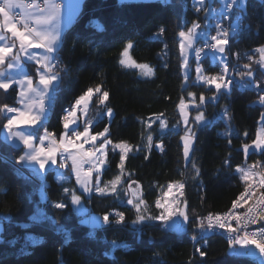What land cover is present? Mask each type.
I'll use <instances>...</instances> for the list:
<instances>
[{"label":"trees","instance_id":"1","mask_svg":"<svg viewBox=\"0 0 264 264\" xmlns=\"http://www.w3.org/2000/svg\"><path fill=\"white\" fill-rule=\"evenodd\" d=\"M196 7L195 0H85L55 54V71L62 79L48 105L44 127L61 135L65 130L63 117L76 98L99 85L109 93V99L103 106L99 95L93 97L88 115V120L94 121L91 132L96 134L107 127L111 141H127L133 150L124 160L123 175L119 167L122 154L109 151L103 184L120 176L116 193L82 195L90 214L109 215L108 223L92 226L82 221L71 194L64 192L68 188L80 193L70 168L63 172L66 178L60 182L57 170L36 181L17 166L23 150L3 141L1 133L8 117L0 113V264H260L255 257L234 255L226 236L199 235L194 228L208 213L227 211L244 190L238 166L259 162L256 171H264V152L251 148L245 155L243 150V145L251 144L264 128V103L260 102L264 71L257 51L264 46V0L239 5L233 20L239 30L229 36L225 46L228 74L241 77L243 73L241 78L259 83V91L231 85L230 91L222 88L216 93L214 86L196 81L195 71L186 83L179 33L191 28L193 22H205V10L196 12ZM161 27L165 29L162 34ZM210 29L212 34L213 25ZM129 42L133 44L132 58L150 64L153 76L143 77L120 64ZM199 60L209 76L222 74L223 66L213 63L210 54ZM249 71H255L253 79L247 77ZM189 93L196 95L198 104L201 94L205 101L199 109H191L187 128L195 134L198 145L187 163L181 139L185 128L178 105L181 99H193ZM214 95L217 98L210 99ZM17 103L16 87L7 92L0 89V106ZM107 108L114 111L112 119L105 113ZM198 112L204 114L202 124L195 121ZM160 114L168 130L164 131L158 121L151 128L147 126ZM83 128L81 124L79 129ZM149 134L154 142L150 149ZM210 138L220 142L211 144L208 154L203 155L200 145ZM158 143L163 150L156 147ZM171 183L184 185L180 211L186 208L187 229L170 230L154 219L134 223L138 215L163 213L157 201ZM129 185L141 190L145 209L140 213L127 203ZM57 203L66 207L57 208ZM114 211L124 214L122 223L115 222ZM198 247L207 253L205 257L196 252Z\"/></svg>","mask_w":264,"mask_h":264},{"label":"snow or ice","instance_id":"2","mask_svg":"<svg viewBox=\"0 0 264 264\" xmlns=\"http://www.w3.org/2000/svg\"><path fill=\"white\" fill-rule=\"evenodd\" d=\"M238 0H228L224 7V13L227 14L228 10L232 7L233 4H236ZM241 7H243V0H239ZM197 5L203 6L205 4V0H195ZM35 5V0H33L32 5H18L17 0H3L0 3V14H3V21H0V29L10 32L11 37L14 40L19 41V48L24 51L25 56L29 60L33 59L34 57L28 55L27 48L29 47H36V48H43L46 49V54L43 58H36V64L41 65V68L37 69V74L39 76L38 86L33 87V80L32 77L24 71L21 67V57L19 54H15L12 56V61L7 64V68L12 69L16 68L18 71L15 75L21 76L20 80H15V76L12 74L6 75L4 71L0 70V89L7 92L12 85L18 84L21 87V91L19 93V103L24 105V110L21 108H14L10 107L7 104L0 106V113L7 115L8 113H15L10 118L7 119V124L4 125V128L8 129L9 135L11 137L17 138L21 141L29 151L26 152L24 155L19 157L21 161H36L39 165L40 169H44L46 165H52L56 163V153L60 151L58 147L55 146L56 142L53 141V146L45 148L44 141L48 140L49 137L52 135L47 132L45 129V134L42 137L36 136L34 133L39 131V128H36L37 124L39 127H43V121L47 119V111L48 105L51 104L52 100L54 99V93L58 91V84L61 81V77L59 73L53 72V68L55 67L51 61L54 59V54L56 53L59 41L61 40V29L58 26V17L62 10V4L56 3L55 0H44V7L39 9L40 15H28V16H20L18 23L21 25L23 30L17 27V22L13 21V18L9 15L10 11L15 7H33ZM205 12L208 11L207 8L204 9ZM196 12L201 11V7L195 8ZM35 23L37 27H29L30 22ZM100 28L99 25H97ZM199 24L193 22L192 27L185 31H181L179 36L182 38L181 40V51L182 53L186 54V44L187 47L190 48L192 46L194 38L197 36L196 30L199 28ZM217 29H220V25L217 24ZM239 25H236L235 28H238ZM235 28L233 29L235 31ZM165 31L163 27L160 28L159 32L162 34ZM228 31L223 30L217 31V35L211 36L210 40L213 43H206L205 47L212 50V58L213 62H219L222 67V74H218L216 76H205L202 75V68L198 65L196 68V72L198 73V80L203 81L207 85H214L216 93H220L221 89H225L226 91H230L231 85L233 83L232 79L228 77V63H227V55L225 53V46L228 45ZM199 36L208 40L207 34L204 32L199 33ZM6 37L0 34V66L5 64L6 58L9 54L12 53V49L16 47V44L13 43L11 46H8L4 43ZM133 47V44L129 42L123 52L121 53V60L120 64L125 67L130 68H139L143 75L145 76H152L154 75V71L146 64H139L135 60L131 59L129 56V50ZM204 49H197L195 50L196 59L199 60L201 53ZM257 51L261 54L259 63L262 67H264V46H261L257 49ZM219 54V55H217ZM185 65H187V57L185 55ZM245 67H250V65H246ZM241 77L244 76L243 73L240 74ZM252 71L247 73L248 77H252ZM185 80H187V75L185 76ZM219 81V82H218ZM55 82V83H54ZM42 86V87H41ZM247 87V85H244ZM31 94V95H29ZM95 94L99 95V103L104 105L105 102L109 99V93L107 91H102L101 87L98 85L95 89L88 88L86 92L76 98L74 104L70 109L67 110V114L63 117V127L65 132L62 134V140L60 144L62 145L64 151H68L69 147L74 148H82L83 145L76 144V140H79L81 137L88 138L92 141H95L97 137L105 136L108 133V128L106 127L103 132L96 133L95 135H91L89 132V126L91 121H85L84 130L77 131L76 129L80 127V124L77 122V111L83 106L84 108V115H87V105L90 102L91 98ZM190 96L193 97V103L195 102L196 95L194 93H189ZM217 96H212L210 99L215 100ZM45 100L48 101V104L45 103ZM200 104L196 105V108L199 107L204 103L205 97L203 94L199 96ZM260 102L264 103V95L260 96ZM178 107L181 109V113L184 114V109L187 107L183 99H181L180 104ZM35 108L36 112L33 113L32 109ZM107 116H112V109L107 108L106 111ZM225 114H227V110H225ZM161 116L163 114H160ZM261 119L264 120V115L261 116ZM157 120H160V116H157ZM195 121L197 123L201 121H205V117L203 112H198L195 117ZM152 123L155 121H151L148 123V127L151 128ZM183 123L187 126L189 121L187 115H184ZM20 124L33 126V131L26 132V131H13L14 126H18ZM71 125H75V127H71ZM160 127L167 128V121L161 120ZM71 131L72 136L68 135V132ZM185 136L181 139L184 140V156L187 159L189 153L191 152V143L195 138V134L192 132L190 128L185 127ZM246 136L247 133H244ZM75 137V139H73ZM39 139L40 145L39 147L36 146L34 143L35 140ZM153 137L151 134L147 136L148 141V148L150 149L152 146ZM112 142L108 139H105L101 145V149H103L106 145L111 144ZM229 143L231 141L229 140ZM161 150H163V145H157ZM114 149L119 148L121 149V160H120V169L121 175L124 172V160L127 156L128 151H132V147L127 145L124 142L117 143L113 146ZM250 148L260 149L264 152V131L258 132L256 138L251 142V144H244L243 150L245 155H247ZM99 151V150H98ZM89 157L95 155L92 151H87L84 153ZM73 160V165H75L76 157H71ZM101 164L104 161H100ZM228 163V161H225ZM257 163L250 165L248 167H237L236 171L240 174L242 181L245 184L244 190L240 192L237 198L232 201V209L229 210L228 213H225L223 216L220 214H209L207 217L201 218L199 223V227L201 228L202 232L206 235L210 229L214 226H218L221 229H227L230 233H235V235L230 237L229 244L230 247L233 248V254L237 256H245V255H255L254 249H258L261 254H264V191H258L264 189V171H256ZM195 167V165H193ZM199 174V170L197 169V175ZM87 175H91V170L87 173ZM77 179L79 181V173L77 174ZM60 180L63 181L64 178L60 177ZM84 188V191L91 192L93 189L88 187L86 183L81 182ZM120 183V176H117L114 181H110L109 188H100L96 187L95 191L100 193H105V191H111L112 193L117 192L116 185ZM135 183V182H134ZM180 188H183L184 185L180 183L178 185ZM131 188V185L128 186ZM169 190H171L172 185H168ZM65 193L71 194V201L74 204L80 203V197L75 194L74 190H70L68 188H64ZM135 195V193H134ZM182 195V193H181ZM249 201H252L249 204ZM128 204H132L133 200L129 199L127 201ZM145 203L142 199H140L139 203L135 204L134 207L137 211H140V205ZM185 206L187 205V201H184ZM57 208H64L66 207L63 203H57L54 205ZM246 207V211L243 214L238 212H233L232 210L238 209L240 207ZM157 207H163L159 201H157ZM167 214L161 213L159 216L155 217H145L144 215H138L137 221H144L145 219H154V220H161L165 223L171 219L172 216L176 215L177 212L179 215L183 216L185 220L188 219L187 211H176L166 210ZM118 219L115 221L117 224L122 223L124 220L123 213H117ZM105 223L109 222V216L105 215L103 217ZM205 220L207 221V225L205 224ZM236 221L238 227L232 226V221ZM244 221V223H241ZM260 225V228L254 231H248L247 228L249 225ZM243 233L242 235L240 233ZM259 237V239H257ZM197 238L193 236V240ZM115 243V242H113ZM206 243V239H205ZM238 246V247H237ZM254 246V248L249 247ZM196 252L199 254L200 257H205L207 253L201 248H196Z\"/></svg>","mask_w":264,"mask_h":264},{"label":"rangeland","instance_id":"3","mask_svg":"<svg viewBox=\"0 0 264 264\" xmlns=\"http://www.w3.org/2000/svg\"><path fill=\"white\" fill-rule=\"evenodd\" d=\"M210 6L208 8V11L206 12V20L203 24H199V28L196 30V33H197V36L194 38L193 40V43H192V46L190 48L187 47V42L185 41V44H186V54L185 53H182L181 51V57H182V62H183V72L185 74V76L187 75V80H186V83L189 82V77L191 75V73L193 71H195V78H196V81L199 82V83H204L203 81H199L198 80V73L196 72V68L197 66L199 65L201 68H202V75H205V76H209L207 73L204 72V69L202 67V64L200 62V60H197L194 62L192 59L196 56H195V50L197 49H200L199 46H198V42L200 39H204L202 37L199 36V33L201 32H204L207 34V37H211L210 36V28H211V23L212 21L214 20V15L220 10V8H213V3H212V0H210ZM228 2V1H227ZM226 2V3H227ZM246 2L247 0H243V7L246 6ZM225 7V6H224ZM36 9V8H35ZM37 10V9H36ZM224 10V8H223ZM222 10V11H223ZM222 15V12L220 14V17ZM32 23V22H31ZM33 24V23H32ZM34 27V25H33ZM185 31V30H183ZM187 32V31H185ZM180 38V44H181V40L182 38L179 36ZM205 41V39H204ZM210 54V57H211V60L213 62V58H212V52L209 53ZM185 55L187 57V65H185L184 61H185ZM219 55V54H217ZM129 56L132 58L131 56V50H129ZM134 60V59H133ZM218 62V61H217ZM138 63V62H137ZM214 63V62H213ZM54 64V62H53ZM139 64H145V63H139ZM148 65L150 68L153 69L154 71V68L150 65V64H146ZM130 68V67H129ZM132 69H135L138 71V73L143 76V77H151V76H145L143 75V73L141 72V70L139 68H132ZM261 69L264 71V67L261 66ZM253 75L252 77H248L249 79H253L254 78V73L255 71H252ZM153 76V75H152ZM219 82V81H218ZM211 86H214V85H211ZM101 87V86H100ZM96 88V87H95ZM93 88V89H95ZM102 89V87H101ZM103 91V90H102ZM95 95H100V94H95ZM93 95L90 102L88 103L87 105V115H84V108L83 106H81L82 108V112L79 113V111H77V117L81 118L83 121H84V125H85V121H91V124H93L94 121L92 120H88V115H89V112H90V107H91V103H92V100H93V97L95 96ZM184 102H185V105L187 106L185 109H184V114L181 113V109L179 108V111H180V114H181V117H182V124H183V127H188V125L186 126L184 123H183V120H184V115H187V118H188V121L190 122V119H191V109L194 108L198 103L197 102H192L193 99L191 100H186V99H183ZM106 104V102H105ZM105 104L103 106H105ZM102 105V104H101ZM107 111V109H106ZM106 113V112H105ZM114 115V111L112 110V116L109 117L110 119H112ZM264 115V114H263ZM157 116H160V120H157ZM161 120H164V117L161 116V115H155L151 121H158L160 122ZM206 121V120H205ZM205 121H201L199 123H204ZM91 124L89 126V130L91 132ZM169 129V126L167 124V128H163V130H168ZM262 128H261V131L262 132ZM103 132V131H102ZM109 133V132H108ZM108 133L105 134V136H102V137H97V139L95 141H86L85 142V149L83 151H78V153L80 154L79 155H75L76 157V163L75 165H71V166H67L68 168H70L71 170V173L72 175L74 176L75 180H76V183L78 185V189H79V194H76L77 196L80 197V203L79 204H74L75 205V208L77 209V211L80 213H83L81 211V206L83 204V194L84 195H88V194H93V193H100V192H97L95 191V188L98 186L100 188H106V186H108L109 188L111 187V185L108 184H103V173L105 171V169L107 168L108 166V155H109V151L110 150H113V151H118L121 153V149L119 148H116L114 149L113 146L117 143H120V142H124L126 143L127 145H130L132 147V150H133V146L127 142V141H119V142H113L111 141L109 138H108ZM91 134V133H90ZM186 134V133H185ZM185 134L183 135V137L185 136ZM54 136V134H52ZM91 135H94V134H91ZM105 139H108L110 140L112 143L111 144H108L106 145L103 149H101V145L103 143V141ZM79 141V140H78ZM76 141V143L78 142ZM88 142V144H87ZM216 142H220V140H214L213 138H210L208 139V141H206L205 143H201L200 145V149L202 150V154L203 155H207L208 154V150H209V147L211 144L213 143H216ZM182 143L184 145V140H182ZM154 144L153 140H152V145ZM161 143H158V144H155L156 147L157 145H160ZM88 145V146H87ZM198 145L196 139L194 138V140L192 141L191 143V152L189 153V156L186 160L187 163H189L191 157H192V154L194 152V149L195 147ZM159 148V147H158ZM74 149V148H73ZM160 149V148H159ZM99 150V151H98ZM87 151H92L95 153L94 156L92 157H89L87 155H84V153H86ZM132 152V151H128L127 152V155ZM249 152V151H248ZM122 154V153H121ZM127 157V156H126ZM125 157V158H126ZM100 161H104L103 164L100 163ZM66 167V166H65ZM240 167H248V165L246 166H240ZM63 169V168H62ZM66 169V168H64ZM89 169V170H88ZM91 170V175H87V173ZM65 171V170H64ZM79 173V181L77 179V174ZM114 181V180H113ZM81 182H84L87 184L88 187L92 188L93 190L91 192H87V191H84V188L82 186V183ZM180 183H171L172 185V188L171 190H169V188H167L162 196V199L160 200V204L163 205L162 210H163V213L166 215L167 214V211L166 210H171V211H176L177 209H179L180 211V198H181V193H182V188H180L178 185ZM183 184V183H182ZM118 185V184H117ZM116 185V186H117ZM127 192H128V196H129V199L133 200V203L130 204V205H135L137 203H139L140 199H142V193H141V190L140 188H138V186L134 187V185L131 187V188H128L127 189ZM41 193L44 195V187L41 186ZM106 193H112L111 191H105V193L103 194H106ZM135 193V195H134ZM102 194V193H100ZM84 208V207H83ZM145 209V204H141L140 205V212H142L143 210ZM81 219L83 222H86L89 221L91 219L92 216L98 218L100 217V215L98 216V214H90V213H87L86 214H81ZM109 216V215H108ZM103 217L102 216V222H104L103 220ZM164 222V221H162ZM165 223V222H164ZM106 224V223H105ZM167 226H174L175 228L179 229L181 228V225H182V222H181V215H179V213L177 212L176 215L172 216L170 220H168L166 223H165ZM102 225V223L100 224ZM210 233L208 232L206 235H209ZM205 235V234H204ZM231 252L233 253V248L231 247ZM264 255V254H263ZM261 256L259 257L258 261L260 264H264V256Z\"/></svg>","mask_w":264,"mask_h":264},{"label":"crops","instance_id":"4","mask_svg":"<svg viewBox=\"0 0 264 264\" xmlns=\"http://www.w3.org/2000/svg\"><path fill=\"white\" fill-rule=\"evenodd\" d=\"M119 1H134V0H119ZM227 1L228 0H212V3L214 4L213 8L214 9L215 8H220V10L214 15V17H213L214 20L212 21L211 26L214 25L218 21L219 16H220V14H221V12H222V10H223V8H224V6H225ZM84 2H85V0H63L62 10H61V13H60V15L58 17V26L61 29V32H60L61 40L59 41L58 48L60 47V45L62 43V40H63V37H64V34H65L66 30L75 21L77 16L82 11ZM210 3H211L210 0H205V4L203 6L197 5L196 3L195 4H196L197 7H201V9H205V8L208 9L209 6H210ZM17 4L20 5L21 3H17ZM22 5H24V4H22ZM14 12H19L21 14V16L40 15L41 14L35 8L20 7V6L15 7L14 9H12L10 11L9 15L12 18H13V13ZM0 21H3V14H0ZM32 23H33L34 27H37L35 25L34 21ZM17 27L20 28L19 26H17ZM0 34L4 35L6 37L4 43H6L8 46H11L13 43L16 44V47L12 49V53L9 54V56L6 58L5 64L0 66V70L4 71L6 75H8V74L14 75L15 76V80H17V81L20 80L21 76L15 75V73L18 71V69H16V68H12V69L7 68V64L9 62H13L12 61V56L15 55V54H19L20 57H21V67L24 69L25 72H27V74L29 76L32 77L33 87H37L38 86V81H39V76L37 74V69L41 68V65L36 64V58H43L44 55L46 54V49L36 48V47L27 48L28 55L34 57L33 59L29 60L27 58V56H25L24 51H22L19 48V41L18 40H14V38L11 37V33L10 32H6V31L0 29ZM210 36H212L211 31H210ZM198 46L200 48V44H198ZM55 54H54V59L51 61L52 64H53V62L55 60ZM53 72H57V71H55V69L53 68ZM13 87H16L18 89V103H17V105H14V106L13 105H9V106L10 107H14V108H21L22 110H24V105H21L19 103V93L21 91V87H20V85L15 84V83L12 85L11 88H13ZM29 95H31V94H29ZM45 103L48 104V101L45 100ZM32 111H33V113H35L36 109L33 108ZM12 115H15V113H8L7 117L10 118ZM48 117H49V111H47V119L43 121V124L48 120ZM77 122L80 125L82 124V126L85 127L84 121L81 118L78 117V121ZM34 127L39 128V131L37 133H34L36 136H38V137L44 136L45 129H46L44 126L43 127H39V124H37ZM71 127H75V125H71L70 128ZM77 129L79 131H81V132L84 130V128L83 129L77 128ZM262 129H263L262 131H264V128H262ZM13 131L31 132V131H33V126L20 124L18 126H14L13 127ZM64 132H65V130H64ZM89 132H90V130H89ZM90 133L93 134L92 132H90ZM62 134L59 135V136L51 135L48 140L44 141V145H43L45 148H48V147L53 146V143H52L53 141L56 142L55 146L58 147L60 149V151H58L56 153V157H55L56 158V163L55 164H52L50 166L46 165L44 169H40L39 165H38V163L36 161H21L18 158L17 161L19 163V166L21 168H23L24 170L30 172V174L34 175L37 179L42 180V181L45 179V175L47 174L48 171L57 170L58 180L61 182L60 177H63L64 179L66 178L64 176V174H63L64 170H66L68 168L67 166H71L73 164V160H72L71 157L75 156V155H79L80 156L78 151H83L85 149V142L86 141H88V142L91 141L90 137H88V138L81 137L76 144L83 145L82 148L69 147L68 151H64L62 145L60 144V141L62 140ZM71 134H72L71 131H69L68 135L70 136ZM1 136H2V139H3L4 142H6L8 144H11V145H13V146H15L17 148H22V150H23L22 155H24L26 152L29 151V149L21 141H19L17 138L11 137L9 135L8 129H6L4 127L2 129ZM88 142H87V144H88ZM34 143L36 144L37 147H39V145H40L39 139L35 140ZM64 168H66V169H64ZM73 205H74V203H73ZM74 207H75V205H74ZM81 207H82L81 211L83 213H80V211H79L78 213L80 215L81 214H83V215L86 214L87 215V213H90L89 209L85 205L84 201H83V204H82ZM87 223L91 224L92 226H98L101 223L104 224L102 222V217L101 216L98 217V218L92 216L91 219L89 221H87ZM1 230H2V223L0 221V231ZM249 247L254 248V246H249ZM254 251H255V255H247V256H251V257H255V258L259 259V257H261L263 255V254H261L259 252L258 249H254Z\"/></svg>","mask_w":264,"mask_h":264},{"label":"built area","instance_id":"5","mask_svg":"<svg viewBox=\"0 0 264 264\" xmlns=\"http://www.w3.org/2000/svg\"><path fill=\"white\" fill-rule=\"evenodd\" d=\"M2 2H3V0H0V3H2ZM55 2L62 4L63 0H55ZM17 3H21V4H24V5H32L33 4V0H17ZM239 5H240V2L238 0V2L236 4H233L232 7L228 10L227 14L224 13V10L222 11L221 17L219 16L218 21L213 25L214 30H213L212 36L217 35V31L218 30H220V31L227 30L228 33H229V35H228V38H229L230 35L236 33L239 30V27L235 28L236 25L234 24V21H233L234 20V13H235L236 9L239 7ZM43 7H44V0H35V5L33 7H28V8H36L39 11V9L43 8ZM20 16H21V14L19 12H14L13 13V20H14V22H17V26H19L23 30L21 25L18 23ZM217 24L220 25V29H217V27H216ZM29 27H33V24L31 22L29 24ZM234 28H235V31L233 30ZM206 43H213V42L210 39H208V40H205V41H203L201 43L200 49H204V51L201 53L200 57H205L206 55H208L209 53L212 52V50H210V49L205 47ZM54 65H55L54 69H56V67L58 66V62L56 60H54ZM227 78L232 79V81H233L232 85H239L243 89H253V90H257V91H259L261 89L258 82H249V81L241 78L238 75H229L228 74ZM244 85H247V87H244ZM262 95H264V93H262ZM48 109H50V106H48ZM78 111H81V108ZM76 130L79 131L78 129H76ZM47 132L52 134L51 131H49V130H47ZM73 139H75V137H73ZM76 141H78V140H76ZM17 166L20 167L19 165H17ZM28 174H29V176L32 179H34L36 181L38 180L34 175H32L30 173H28ZM258 191H264V189H261V190H258ZM251 203H252V201H249V204H251ZM246 207L247 206L240 207V208L234 209L232 211L233 212H238L240 214H243L246 211ZM230 209H232V206L227 211L218 212V213L211 212V214H214V215L215 214H220L221 216H223L225 213H228ZM117 213H120V212L119 211H114L113 212V214L118 218V216L116 215ZM209 214L210 213H208L206 215V217ZM241 223H244V221H241ZM205 224L207 225V221L206 220H205ZM232 226L233 227H238L237 222L233 220L232 221ZM259 228H260L259 224H257V225H249L247 230L251 232V231L257 230ZM167 229L172 230L173 226H169V227H167ZM194 232L199 234V235H204V233L202 232L201 228L198 225L194 228ZM208 232L209 233L222 234V235L226 236L228 239H230L231 236L235 235V233H230V232H228L227 229H221L218 226H214ZM240 234L242 235L243 233L241 232ZM257 239H259V237H257Z\"/></svg>","mask_w":264,"mask_h":264},{"label":"water","instance_id":"6","mask_svg":"<svg viewBox=\"0 0 264 264\" xmlns=\"http://www.w3.org/2000/svg\"><path fill=\"white\" fill-rule=\"evenodd\" d=\"M26 172H27V173H30V172H28V171H26ZM182 211H186V208H183ZM181 222H182L181 229L184 231V230H186L187 227H188V219L185 220V219L183 218V216H181Z\"/></svg>","mask_w":264,"mask_h":264},{"label":"bare ground","instance_id":"7","mask_svg":"<svg viewBox=\"0 0 264 264\" xmlns=\"http://www.w3.org/2000/svg\"><path fill=\"white\" fill-rule=\"evenodd\" d=\"M87 198H90V196H88ZM167 227H169V226H167ZM173 229H174V226H173Z\"/></svg>","mask_w":264,"mask_h":264}]
</instances>
